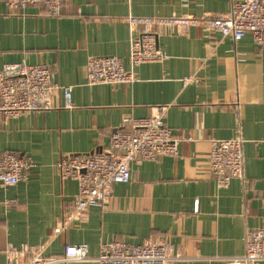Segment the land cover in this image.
I'll list each match as a JSON object with an SVG mask.
<instances>
[{"label":"crops","instance_id":"0c3cea01","mask_svg":"<svg viewBox=\"0 0 264 264\" xmlns=\"http://www.w3.org/2000/svg\"><path fill=\"white\" fill-rule=\"evenodd\" d=\"M234 1L63 0L60 17L38 6L11 13L0 1V68L46 63L58 83L73 88L72 108L58 93L61 108L8 120L0 112V156L35 163L28 181L0 182V264H9L10 245H44L45 255L61 256L68 244H86L92 259L68 264H97L103 243L153 238L185 257L168 264H244L246 231L264 223V47L250 35L234 41L192 27L160 35L168 58L137 67L134 83H87L90 57L116 56L130 70L129 17L226 14ZM190 76L198 83L186 85ZM162 106H169L165 121L180 140L179 156L134 162L130 182L116 184L106 206L74 216L78 183L60 179L58 162L106 150L124 117H153ZM238 136L244 177L219 187L209 169L210 140Z\"/></svg>","mask_w":264,"mask_h":264},{"label":"built area","instance_id":"2783aa9c","mask_svg":"<svg viewBox=\"0 0 264 264\" xmlns=\"http://www.w3.org/2000/svg\"><path fill=\"white\" fill-rule=\"evenodd\" d=\"M11 13L31 6H38L50 17L62 16L63 0H0ZM132 32L130 44V70L116 56H94L87 63V83L132 84L138 80L135 69L147 63H162L168 58L166 51L158 47L160 35L174 31L184 32L198 27L207 32H219L223 37L239 41L250 35L253 42L264 47V0H236L229 13L201 16L181 15L172 17H129ZM136 33V34H135ZM196 82L190 76L184 83ZM71 86L56 81V72L46 63L29 64L26 61L7 63L0 68V112L5 120L27 113L46 112L61 108L58 93L64 99V108H72ZM169 106L158 107L153 117H124L119 128L111 133L106 150L89 154H71L57 164L62 181L78 183L74 197V216L84 218L92 207L106 206L113 197L116 184L131 180V165L136 161H156L163 157L179 156V142L166 124ZM209 169L219 187H227L233 178L244 177V139H211ZM35 169L30 156L5 152L0 156V182L5 187L28 181ZM17 205L16 200L5 201ZM65 226L55 229L61 233ZM246 253L244 264H264V223L245 234ZM165 239L153 238L140 245L121 241L103 243L94 260L97 264H168L185 258ZM44 245H10L6 249L9 264H68L72 261H88L86 244H68L63 255H45Z\"/></svg>","mask_w":264,"mask_h":264}]
</instances>
